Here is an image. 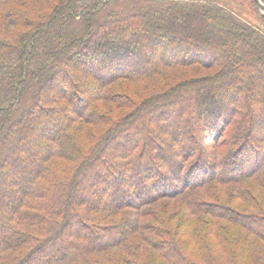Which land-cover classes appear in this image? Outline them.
I'll return each instance as SVG.
<instances>
[{
  "label": "trees",
  "instance_id": "trees-1",
  "mask_svg": "<svg viewBox=\"0 0 264 264\" xmlns=\"http://www.w3.org/2000/svg\"><path fill=\"white\" fill-rule=\"evenodd\" d=\"M0 264H264L259 29L210 0H0Z\"/></svg>",
  "mask_w": 264,
  "mask_h": 264
},
{
  "label": "rangeland",
  "instance_id": "rangeland-1",
  "mask_svg": "<svg viewBox=\"0 0 264 264\" xmlns=\"http://www.w3.org/2000/svg\"><path fill=\"white\" fill-rule=\"evenodd\" d=\"M210 1L217 2L218 4L226 7L227 9L232 11L237 17L255 26L264 35V13L259 9L255 0H210ZM110 69L111 68H109L107 71H110ZM191 69L192 71H194V69H198L197 74H206V73L213 72V70L201 68L196 65H189L182 70H191ZM116 84L126 85V84H129V81L119 80L116 82ZM100 106H102V108H106L110 106V103L104 102V103H101ZM256 113H259V111L258 110L255 111V114ZM256 133L257 131H255L254 135ZM83 135H85L84 132L80 134V136H83ZM225 135H227V130L224 133V136ZM159 208L162 209V206H159ZM181 211H183V208L181 209Z\"/></svg>",
  "mask_w": 264,
  "mask_h": 264
},
{
  "label": "water",
  "instance_id": "water-1",
  "mask_svg": "<svg viewBox=\"0 0 264 264\" xmlns=\"http://www.w3.org/2000/svg\"><path fill=\"white\" fill-rule=\"evenodd\" d=\"M259 9L264 13V2H262L261 0H255Z\"/></svg>",
  "mask_w": 264,
  "mask_h": 264
}]
</instances>
